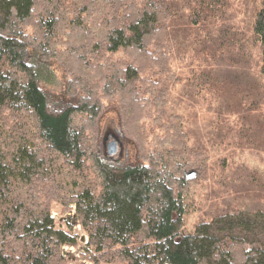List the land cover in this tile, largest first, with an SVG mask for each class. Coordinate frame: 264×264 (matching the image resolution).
I'll return each instance as SVG.
<instances>
[{"label": "trees", "instance_id": "obj_1", "mask_svg": "<svg viewBox=\"0 0 264 264\" xmlns=\"http://www.w3.org/2000/svg\"><path fill=\"white\" fill-rule=\"evenodd\" d=\"M228 9L227 0H0V264L69 263L63 247L78 239L56 226V201L76 205L95 264H264V204L250 205L255 185L236 190L257 183L251 171L231 180L237 207L186 230L201 127L164 109L210 115L214 143L264 149V0L246 34ZM35 59L64 68L55 111ZM179 62L198 70L183 78L170 69ZM107 98L133 149L124 165L102 161Z\"/></svg>", "mask_w": 264, "mask_h": 264}, {"label": "rangeland", "instance_id": "obj_2", "mask_svg": "<svg viewBox=\"0 0 264 264\" xmlns=\"http://www.w3.org/2000/svg\"><path fill=\"white\" fill-rule=\"evenodd\" d=\"M260 1L261 0H227L229 6L228 16L231 19V23L245 34L246 32L249 33ZM250 43L252 50H254L255 60H258L259 44L254 38L250 40ZM35 63L38 68L39 82L49 95V107L51 110L55 111L63 106L64 103V99L62 98V93L66 92L64 68H62L59 63H44L39 59H35ZM256 63H258V61ZM170 69L183 78L189 75L191 70H198L195 67H189L188 64H184L183 62L175 63ZM104 101L106 104V111L101 121L100 148L102 153L108 157H102V161L110 166H118V163L124 165L128 162V159L132 157L133 149L128 143L122 129L119 127L118 114L115 109L117 106V99L107 98ZM164 109H167L168 115H176L182 120H184L183 118L188 119V121L192 123L193 126H191V128H193L195 133H197L198 128L201 127V130H199L200 137H198L197 134L193 135L194 138L199 140V144L195 146L202 150L203 154L193 158L195 161L198 160L202 164V170L200 171L198 180L196 182L194 181L191 187L192 197L189 202L190 207L188 209L185 224L187 231H194V228L200 221L207 220L216 213L215 211L227 209L229 204H231V208L232 206L233 208H235V206L237 207L236 201L230 199L228 196L231 190L230 186L233 187L231 180L235 179L236 174H239L240 180L244 179L248 171L254 174L257 183L250 181L243 186H238L239 184H236V190L242 191L248 188H254L255 185L256 189L252 191L255 193V198L250 205L257 207L259 204H264L260 198L264 195V193H262L264 192V187L261 189L260 185H258V183H260L264 186V149L260 150V148H257L258 146L252 144L249 151H242L234 148L233 145L224 147L218 140L214 143L211 137H206L207 132L204 128V125L206 126L210 122V115H205L203 117L198 116V111L196 109H186V111L182 113V108L174 105L166 106ZM228 123L229 127L233 128L234 131L238 133L244 130V124H242V120L239 117H231ZM201 136H204V138ZM116 138L119 140V144L116 143L119 145L117 147V152L115 155H110L111 145L116 142ZM216 143L217 145H215ZM227 153H229L227 163L223 164V160H220V155H225ZM192 169L197 170V168L185 169L184 174L187 176ZM244 187L246 188L243 189ZM51 210L52 216L56 221V226L65 231L69 230L68 227L72 226V235L78 239V244L76 246L63 247V253L70 259L68 264H95L86 257V249L84 246L88 241V235L85 233L81 224L76 220V205L72 202L65 205L62 201H56L52 205Z\"/></svg>", "mask_w": 264, "mask_h": 264}, {"label": "water", "instance_id": "obj_3", "mask_svg": "<svg viewBox=\"0 0 264 264\" xmlns=\"http://www.w3.org/2000/svg\"><path fill=\"white\" fill-rule=\"evenodd\" d=\"M115 140H116V142H114L113 145H111V150L109 152L110 155H115L117 152V147L119 146L118 145L119 140L117 138ZM116 143H118V144H116ZM195 176H196V172L191 171V172H189L188 179H193Z\"/></svg>", "mask_w": 264, "mask_h": 264}]
</instances>
